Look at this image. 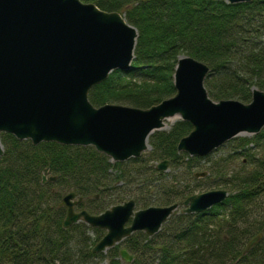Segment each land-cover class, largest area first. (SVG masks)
Listing matches in <instances>:
<instances>
[{
	"label": "trees",
	"instance_id": "trees-1",
	"mask_svg": "<svg viewBox=\"0 0 264 264\" xmlns=\"http://www.w3.org/2000/svg\"><path fill=\"white\" fill-rule=\"evenodd\" d=\"M82 1L119 11L138 33L127 69L113 70L90 89L95 106L147 108L171 97L181 55L208 65L205 87L214 100L248 102L251 87L264 90V0ZM191 128L177 120L168 130H156L148 138L149 152L122 162H112L90 145L34 146L0 133V264H122L121 246L134 255L129 264H264V233L244 250L264 225V158L246 154L245 172L216 164L207 168L210 176L196 178L191 168L208 156L177 151L179 139ZM259 140L264 142V129L237 145L244 150ZM151 159H167L172 169L187 168L186 173L169 178ZM213 177L216 188L228 191L224 202L200 213H183V200L197 191L191 181ZM184 179L193 187L183 186ZM62 190L81 196L76 208L92 214L131 198L138 208L180 206L155 235L137 231L105 253H95L92 247L104 231L83 221L63 228Z\"/></svg>",
	"mask_w": 264,
	"mask_h": 264
},
{
	"label": "water",
	"instance_id": "water-1",
	"mask_svg": "<svg viewBox=\"0 0 264 264\" xmlns=\"http://www.w3.org/2000/svg\"><path fill=\"white\" fill-rule=\"evenodd\" d=\"M136 37V28L122 14L94 3L0 0V133L29 139L33 145L50 141L91 145L112 161H125L148 148L149 135L163 128L167 118L178 117L192 125L177 150L196 157L210 154L240 133H258L264 127V91L253 88L248 103L214 101L204 86L208 65L188 55L177 60L173 96L147 108L94 106L88 99L90 89L112 70L127 69ZM157 167L165 170L167 161ZM226 195L224 189L192 194L183 202L184 212L203 211ZM74 197L70 192L60 203L66 208L63 226L83 220L106 230L93 252H104L135 231L154 235L178 207L173 203L136 209L130 199L90 214L75 211ZM119 255L126 263L133 260L124 248Z\"/></svg>",
	"mask_w": 264,
	"mask_h": 264
},
{
	"label": "rangeland",
	"instance_id": "rangeland-1",
	"mask_svg": "<svg viewBox=\"0 0 264 264\" xmlns=\"http://www.w3.org/2000/svg\"><path fill=\"white\" fill-rule=\"evenodd\" d=\"M178 120L177 117H172V118H167L164 120V127L163 129L168 130L170 129V127ZM252 135H247L245 133L242 134H238L236 137H234L232 140H230L229 142H227L226 144H224L223 146H221L220 148H218L217 150H215L211 155L208 156L207 160H203L200 162V166L198 167H193L191 168V172H195V171H206L207 172V177L210 176L208 173V167L210 165L212 166H216V164H218L219 166H223L226 167L228 170H232L235 169L236 171H240V172H245L246 169L249 166V160H248V156H246V154H255V156L259 159H263L264 158V142L263 141H257V144H255L254 146L252 144H250L248 146V148L244 149L242 147H238V142L240 141V139L245 138V137H251ZM150 150L147 149L144 153L149 152ZM244 162L245 166L242 164V161ZM160 162V160H152L151 159V164L156 166L158 163ZM186 169L187 168H183V167H178L177 169H172L171 166H168V169L166 171H164L167 175V177H171L173 174H175L176 172L183 175L186 173ZM215 170V169H214ZM187 176H189V173L187 174ZM181 181V180H179ZM185 182H183V186H187L190 185L189 181H186L184 179ZM175 183V181H174ZM191 184L194 185L196 187L195 190L196 193L199 192H203L209 189H214L216 188V184H215V180L214 177L211 179H204V180H198L197 182H192ZM190 185V186H192ZM193 187V186H192ZM64 193H66V190H62L61 194L63 195ZM156 205V204H153Z\"/></svg>",
	"mask_w": 264,
	"mask_h": 264
},
{
	"label": "flooded vegetation",
	"instance_id": "flooded-vegetation-1",
	"mask_svg": "<svg viewBox=\"0 0 264 264\" xmlns=\"http://www.w3.org/2000/svg\"><path fill=\"white\" fill-rule=\"evenodd\" d=\"M259 233H261V235H263V233H264V225H263V227H262V230L261 231H259ZM258 233V234H259ZM256 236V234L253 236V237H251L247 242L249 243L250 242V240H252L254 237ZM262 237V236H261ZM252 243V242H251ZM251 243H249V245L251 244ZM255 243V242H254ZM253 243V244H254ZM251 248V247H250ZM249 249V248H248Z\"/></svg>",
	"mask_w": 264,
	"mask_h": 264
}]
</instances>
